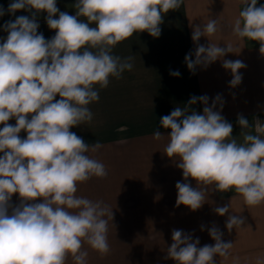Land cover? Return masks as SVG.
Masks as SVG:
<instances>
[{
  "label": "clouds",
  "instance_id": "1",
  "mask_svg": "<svg viewBox=\"0 0 264 264\" xmlns=\"http://www.w3.org/2000/svg\"><path fill=\"white\" fill-rule=\"evenodd\" d=\"M183 2L77 0L75 15L61 12L57 0L9 4V14L26 10L32 18L21 15L6 22L8 35L0 43V264H66L69 257L74 264H87L84 244L102 256L109 254L106 217L113 220V212L103 201L77 195L80 184L108 175L105 165L89 155L102 145L88 144L70 129L92 121L89 105L99 100V89L108 87L110 77L119 79L132 70L133 57L113 55L115 46L144 31L158 38L164 14L178 10ZM243 3L233 34L258 42L264 55V5L258 7L257 0ZM42 12L55 30L51 39L38 33ZM218 25L217 19H209L194 26L191 38L197 46L185 56L189 70L206 68L233 53L231 44L220 47L210 42ZM202 36L207 37V46L198 43ZM223 67L232 73L230 86H238L239 70L246 65L223 60ZM170 75L179 77L180 72ZM198 101L204 105L203 114L190 111ZM217 104L223 108L220 95L211 106L207 95L192 96L189 107L178 106L160 119L163 128L171 130L164 153L178 162L185 180L175 185L176 204L200 209L210 186L240 194L248 207L264 204V122L250 124L239 116L243 142H238L232 136L233 125L214 110ZM10 119L15 125L8 123ZM22 131L26 138L19 135ZM162 137L154 132L155 139ZM189 178L197 187L187 182ZM14 194L19 197L15 206ZM229 209L225 205L215 212L224 216ZM244 223L243 217L229 215L226 228L231 231ZM208 231L214 245L199 247L198 238L173 230L168 258L176 264H217L215 257L227 258L233 243L225 242L215 226ZM233 264H240V258L234 257ZM255 264H264V258L258 256Z\"/></svg>",
  "mask_w": 264,
  "mask_h": 264
},
{
  "label": "crops",
  "instance_id": "2",
  "mask_svg": "<svg viewBox=\"0 0 264 264\" xmlns=\"http://www.w3.org/2000/svg\"><path fill=\"white\" fill-rule=\"evenodd\" d=\"M12 2L0 0V7L5 10V15L0 16V43L8 35L4 30L6 22L14 21L21 15L32 18V14L26 10L9 14L7 9ZM76 2L57 0V7L61 12L75 15ZM260 5H264V0H257V6ZM243 7V0H184L178 10L164 14L158 38L146 31L134 33L113 49L112 54L122 59L133 57L132 70H126L119 79L110 77L107 88L99 89L97 85L99 100L89 105L93 113L92 121L73 127L70 131L88 144L100 142L102 147L89 155L102 162L108 172L105 178L92 177L80 184L77 195L103 201L113 212V220L106 217L108 230H127L124 232L127 238L117 240L111 230L108 235L112 241L110 252L104 256L84 244V249L88 251L87 264L138 263L136 230L138 222H141L137 220L138 208L135 204L138 190L145 197V208L140 206L147 223L143 228L168 230L170 226H175L180 230L189 229L193 240L198 238V246L202 247L206 244L214 245L215 241L208 230L215 226L223 233L222 239L225 242L233 243L227 258L215 257L217 264H233L234 257L240 258V264H255L258 256L264 258V204L248 207L240 194L234 191L223 194L210 186L206 202L200 209L193 211L184 205L177 206L175 185L185 180L182 169L176 166L178 162L164 153L171 130L160 124V119L176 107H189L192 96L203 95L209 97V106L217 95L221 96L223 108L217 104L214 110L220 111L233 126H240L239 116H243L250 124L257 119L264 122V55L259 52L258 42L239 39L232 30L234 20ZM46 15L42 12L37 17L38 33H42L45 39H51L55 30L48 27ZM209 19H217L219 22L218 31L209 38L210 42L220 47L231 44L233 53H227L206 68L197 66L189 70L185 56L194 53L197 46L191 38L193 28L206 24ZM198 43L207 46L209 41L202 36ZM191 59L194 60L195 56ZM223 60H240L246 65L239 70L242 81L238 86H230L233 76L230 70L223 67ZM175 70L180 72L179 77L170 75ZM56 99L60 97L57 95ZM203 108V103L198 101L190 106V111L203 114ZM8 123L15 125L16 121L10 119ZM236 128L232 136L238 142H243L242 128ZM155 131H159L163 137L155 139ZM106 133L108 135L105 137ZM19 135L26 138L24 131ZM157 177L163 178L162 182L156 183L154 178ZM187 182L197 187L191 178ZM156 186L164 191L157 190ZM12 203L14 206L19 204L18 194L13 195ZM225 205H230L229 213L220 216L215 212V208ZM173 212L184 214L185 217L182 215L180 219H186V222L180 224L177 221V225L176 221H170L168 217ZM204 213L205 217L201 216ZM229 215H239L245 223L229 231L226 228ZM162 241L155 242L162 247L143 254L144 262L176 264L167 256V249L172 242ZM66 264H74L71 257Z\"/></svg>",
  "mask_w": 264,
  "mask_h": 264
},
{
  "label": "rangeland",
  "instance_id": "3",
  "mask_svg": "<svg viewBox=\"0 0 264 264\" xmlns=\"http://www.w3.org/2000/svg\"><path fill=\"white\" fill-rule=\"evenodd\" d=\"M236 127H237V124L233 126V132L235 130L234 128H236ZM237 128H241V127L238 126ZM147 129H150V128H147ZM156 129H159V128H156ZM233 132H232V134H233ZM107 135L108 134L106 133L105 137ZM156 167H157V165H156ZM157 169H158V171L161 170L159 168H157ZM158 175H160V174H158ZM161 179H163V178H158V177L154 178L156 183L157 182H162ZM156 189L160 190V191H164V189L159 187V186H156ZM222 193L225 194V193H228V192H225V193L222 192ZM137 194H138V196L135 197V204H136V206L138 208V210H137V220L141 221V222H138V228L136 230L137 231V242H138V244H137L138 263L137 264H147V263L150 264V263H152L150 261L144 262L145 255H143V254L146 253V252H149V250L150 251L152 249L155 250V249H157V247H162V246H160L158 244L156 245L155 242H160L162 240H163L162 242H173L172 241V231L173 230H180V229H177L175 226H170L169 227L170 229H168V230L166 228H162V229L143 228L144 224H147L145 222V214L141 210V207L144 209L145 206H146L145 203H144L145 202V199H144L145 197L142 195V191H140V190L137 191ZM149 202H150V200H149ZM182 215L184 216V214H180V212H173V213L169 214L168 218L170 219V221H174V222L176 221L177 225H179V223L177 221H179L180 224L186 222V219H184L183 221H182V219H180V216H182ZM201 216L205 217V213L201 214ZM111 230H108L107 237H108L109 234H111L110 233ZM112 231H113L114 237H115V235L117 236V240L123 241L122 240L123 237L127 238V234H124V232H126L127 230H117L116 229V230H112ZM182 231L185 232V233H188V234L190 233L189 229H183ZM111 242L112 241L108 238L109 245L111 244Z\"/></svg>",
  "mask_w": 264,
  "mask_h": 264
}]
</instances>
